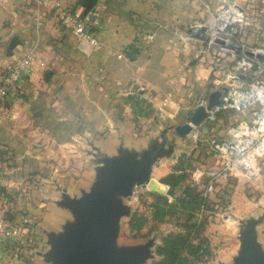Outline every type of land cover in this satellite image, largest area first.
<instances>
[{
	"label": "crops",
	"instance_id": "obj_1",
	"mask_svg": "<svg viewBox=\"0 0 264 264\" xmlns=\"http://www.w3.org/2000/svg\"><path fill=\"white\" fill-rule=\"evenodd\" d=\"M64 1L77 12L90 2L98 11L99 49L80 52L49 8L36 25L30 1L0 0V75L5 63L33 54L30 72L0 105V212L31 217L40 246L44 230L58 235L74 220L61 188L79 197L104 165L87 158L93 145L102 157L126 150L139 159L165 123L185 121L189 80L205 79L207 70L198 60L186 65L194 57L179 40L183 24L203 11L195 0ZM167 164L161 157L149 164V176L158 171L160 177ZM127 212L117 217L116 246L131 244L117 241ZM43 249L13 257L3 243L0 264H52L44 255L50 245Z\"/></svg>",
	"mask_w": 264,
	"mask_h": 264
},
{
	"label": "rangeland",
	"instance_id": "obj_2",
	"mask_svg": "<svg viewBox=\"0 0 264 264\" xmlns=\"http://www.w3.org/2000/svg\"><path fill=\"white\" fill-rule=\"evenodd\" d=\"M28 1L32 5V0ZM195 1L203 9L201 15L189 20L179 29L181 33L186 32L191 37L183 52L187 56L193 55L194 62H202L207 69L205 79L197 82L189 80L186 98L192 110L199 103L205 105L212 89L225 85L232 91L247 85L249 77L244 79L237 75V72H241L237 60L244 55L251 57L253 53L264 54V6L261 0H215L218 2L216 6L211 5L210 0ZM225 2L233 3L241 9L242 26L231 35L224 34L226 30L220 31L214 26L216 32L213 37L216 38H211L209 17H217V12L226 5ZM215 21L218 26L221 25L218 19ZM187 27L193 30L202 28L200 31L207 38L196 37L187 31ZM225 38L233 43L232 49L225 48L218 42ZM221 95L227 96V92L222 91ZM245 118L246 114L235 108H220L214 111L212 120L202 119L199 123L192 124L190 131L183 136L176 134L172 123L167 122L164 132L159 131L148 139L147 144L151 149L147 147L141 150L140 157L143 155V158L140 159L153 165L154 162L158 164L160 157L163 158L168 163V170L164 174L172 172L180 181L173 187L172 197L163 201L156 200L157 211L148 204L154 199L152 193L166 194L168 188L159 181L164 174L159 177L158 171L155 174L152 170L154 173L150 176L147 174V180L154 181L153 185L147 182L144 185L137 183L130 192L114 199L116 202L124 201V206L129 210L128 215L120 219L117 241L139 245L142 250L140 264H153V261L160 259L162 255L156 252V246L162 243L163 236L175 232H187V237L193 243L205 244L204 248L198 249L196 256L186 254L193 264H238L247 243L264 253V159L258 160L254 175H243L229 164L226 154L222 155L213 149L215 141L227 138L230 127ZM188 120L187 115L185 121ZM120 152L128 153L126 150ZM89 154L91 155L88 156ZM102 156L103 153L95 145L91 153H87V158L91 157L94 162L101 161ZM222 167H225L226 174L212 179V189L207 190L208 172L212 168ZM183 187H187L190 193L183 196ZM61 192L65 196V200L63 197L61 201L69 202L70 195L63 187ZM65 207L73 212L69 204ZM17 214L8 212L4 215L20 232L26 231L28 227L23 224L31 217L24 212ZM47 232H43L41 246L35 243L33 249L40 252L44 250ZM10 245L14 247L13 243ZM11 249V256L21 255L22 250L17 245Z\"/></svg>",
	"mask_w": 264,
	"mask_h": 264
},
{
	"label": "built area",
	"instance_id": "obj_3",
	"mask_svg": "<svg viewBox=\"0 0 264 264\" xmlns=\"http://www.w3.org/2000/svg\"><path fill=\"white\" fill-rule=\"evenodd\" d=\"M197 1L203 2V0ZM225 4L217 12V17L212 16L214 19L213 27L217 26L220 31L224 29L226 30L224 34L231 35V33H236L242 26L241 9L233 3L225 2ZM32 5L33 18L36 25L39 23L42 9L49 8L56 22L72 34L76 48L80 52L88 54L90 51L99 49L102 46V41L98 36L100 15L93 7L77 12L64 0H32ZM216 19H218L219 23L221 22L220 26L215 23ZM208 26L210 29L212 28L210 22ZM215 32L216 30L211 29V38H216L213 37ZM147 37H150V34H147ZM189 38L191 37L186 32L179 33L183 49ZM225 40L228 39L225 38ZM260 58L255 53L251 57L247 55L239 57L237 65L244 75L243 78L249 77L247 85L241 88H234L232 91L227 89L225 91L227 96L220 94L219 102L206 109L203 117V119L212 120L214 111L225 107H232L246 114L247 118L235 122L230 127L227 138L215 141L213 149L222 155L226 154L229 164L234 169L243 175L249 176L257 172L258 160L264 159V58ZM32 59L33 54L30 49L5 63L0 75V105L10 95L17 92L20 81L31 70ZM228 98L229 102H227ZM225 174V167L220 169L212 168L208 172L209 183L206 189H212V179L218 175L224 176ZM26 222L32 225L31 230L35 232L34 224L30 223L29 220ZM24 233L26 235L22 239L19 229L5 218L3 212H0V247L4 243L10 252L11 248L16 245L17 247L24 246L27 231H24ZM37 242L35 243L37 244ZM12 243L14 247L10 245ZM33 247H30L29 251H32ZM18 252L20 253V249H18Z\"/></svg>",
	"mask_w": 264,
	"mask_h": 264
},
{
	"label": "water",
	"instance_id": "obj_4",
	"mask_svg": "<svg viewBox=\"0 0 264 264\" xmlns=\"http://www.w3.org/2000/svg\"><path fill=\"white\" fill-rule=\"evenodd\" d=\"M91 6V2L83 11ZM196 37L206 39L200 28L193 30L186 28ZM219 43L223 41L218 40ZM232 46L233 43H231ZM264 58V54L258 55ZM194 62V59L188 63ZM240 78L243 73L237 72ZM225 85L209 91L206 103L195 105L188 109V121L175 123L173 130L179 136L187 134L192 124L199 123L206 109L219 102L221 92H225ZM143 158V155L140 157ZM133 160L131 154L121 153L120 156L102 157L104 165L97 168V178L88 191L77 197H70L69 204L73 209V222L65 225V229L56 235L52 232L45 233L46 243L50 249L45 253V260H53L52 264H140L142 254L139 245L116 246L113 237L116 233L117 217L127 212V207L122 201L116 202L122 194L128 193L137 183L142 185L147 182L153 185L154 181L147 180L149 162L144 159ZM161 190L159 189V192ZM168 194L172 193L167 188ZM64 200L65 196L63 195ZM70 207V208H71ZM77 214V215H76ZM79 215V216H78ZM40 253V251H37ZM238 264H264V253L259 252L254 246L247 243L243 247Z\"/></svg>",
	"mask_w": 264,
	"mask_h": 264
},
{
	"label": "trees",
	"instance_id": "obj_5",
	"mask_svg": "<svg viewBox=\"0 0 264 264\" xmlns=\"http://www.w3.org/2000/svg\"><path fill=\"white\" fill-rule=\"evenodd\" d=\"M159 181L161 183H164L167 185L168 188H170L173 192V187L177 184L178 181H180L179 178H176L174 176V173L168 172L164 174L162 177L159 178ZM189 189L187 187H183L182 194L183 196L187 193H190L188 191ZM154 195L153 201L149 202L148 204L154 206V210L157 211L158 207L156 206V200L161 199L162 201L166 198L172 197L171 194H160V193H152ZM23 225L27 226V237H26V243L24 246H20L19 248L22 251L28 250L30 247H33L35 242L40 240L39 234L34 232L32 229V225L25 222ZM189 225L186 226L188 228ZM204 243H193L191 238L187 237V232H175V233H168L165 236L162 237V243L160 245L156 246V252L158 254H161L162 257L156 261H153V264H193L191 260H189L186 257V254H189L191 256H196L198 249L204 248Z\"/></svg>",
	"mask_w": 264,
	"mask_h": 264
},
{
	"label": "bare ground",
	"instance_id": "obj_6",
	"mask_svg": "<svg viewBox=\"0 0 264 264\" xmlns=\"http://www.w3.org/2000/svg\"><path fill=\"white\" fill-rule=\"evenodd\" d=\"M209 22H210V26L212 27L211 29H213V25H214V19H213V17H210L209 18ZM221 45H223V47H225V48H229V49H232L233 48V46H232V44H231V42L229 40H224ZM259 52H261V51H259Z\"/></svg>",
	"mask_w": 264,
	"mask_h": 264
}]
</instances>
